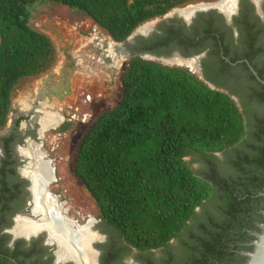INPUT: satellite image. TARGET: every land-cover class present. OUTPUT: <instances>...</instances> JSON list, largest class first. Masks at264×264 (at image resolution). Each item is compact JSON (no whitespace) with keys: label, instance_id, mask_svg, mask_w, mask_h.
Returning <instances> with one entry per match:
<instances>
[{"label":"trees","instance_id":"1","mask_svg":"<svg viewBox=\"0 0 264 264\" xmlns=\"http://www.w3.org/2000/svg\"><path fill=\"white\" fill-rule=\"evenodd\" d=\"M45 1L80 10L121 42L145 21L201 0H0V127L9 119L18 82L58 60L52 37L31 21L33 6ZM121 76L120 101L85 131L72 171L102 218L146 251L182 236L205 199L249 190L251 167L238 162L246 181L224 184L220 193L212 164L216 152L251 138L252 121L229 93L187 67L133 54ZM258 121L264 124V116ZM256 131L264 138V126ZM256 147L264 166V142ZM14 256L0 249V264H21Z\"/></svg>","mask_w":264,"mask_h":264},{"label":"flooded vegetation","instance_id":"2","mask_svg":"<svg viewBox=\"0 0 264 264\" xmlns=\"http://www.w3.org/2000/svg\"><path fill=\"white\" fill-rule=\"evenodd\" d=\"M186 5L194 7L189 16L176 11L146 31L139 30L134 40H125L128 58L133 54L150 53L169 59L171 64L168 65L189 68L208 85L226 91L235 99L245 119L252 121L251 138L216 152L212 165L220 193L224 184L246 181L245 177L242 179L244 175L238 162L244 167H251L247 179L250 192L248 190L241 195L235 191L233 194H217L216 198L212 196L205 199L197 207V215L189 221V227L182 236L146 251L126 242L100 213L88 215L68 201L60 187L57 164L46 147V131L49 128L41 135V124L38 120L33 121V116L41 101L49 97L58 101L66 94L70 76L77 69L86 73L91 70V67L82 63L80 55L73 53V49L67 54L69 59L63 62L64 71L47 72L35 94L27 98L31 104L29 110L21 107L15 109L13 96L9 115L12 120L9 122L8 119L6 125L0 127V249L6 255L14 254L12 258L21 264L247 262V252L253 250L256 233L262 230L261 223H264V166L261 164L263 159L258 158L256 147V144L264 142L262 133L256 131L264 126L258 121L264 116V0H231L228 6L223 4V0H201L182 6ZM176 34L180 35L181 40L172 38ZM104 50L107 51L106 48ZM190 60L193 64L188 62ZM56 76L59 80L55 79ZM65 76L67 89L63 90ZM66 124L62 120L54 128L64 130ZM31 143L37 146L43 153L42 158L53 167V178L46 182L44 191L60 206L59 214L69 221L73 229L89 224L88 229L95 235L90 241L95 253L92 260L82 251L81 257L75 252V257L60 258V245L51 238L47 228L29 235L15 232L20 218L39 221L42 216L41 212L35 211L38 199L34 191L33 172H27L38 158L34 152L27 155L22 151L24 147H30Z\"/></svg>","mask_w":264,"mask_h":264},{"label":"rangeland","instance_id":"3","mask_svg":"<svg viewBox=\"0 0 264 264\" xmlns=\"http://www.w3.org/2000/svg\"><path fill=\"white\" fill-rule=\"evenodd\" d=\"M188 6L176 7L165 15L145 21L137 27L130 39L134 40L139 30L144 31L153 27L160 19L167 18ZM31 21L34 26L52 37L58 50V60L48 71L38 76L25 77L18 82L13 101L15 109L23 108L22 98L27 99L35 94L47 72L64 71L63 62L69 59L67 54L73 49L74 54L77 53L82 57V63L91 67L88 73L77 69L76 73L71 74L69 89L59 98L55 107V110L63 115L62 120L67 123V127L64 130L54 128L62 120L57 125L49 127L45 142L57 164L60 187L67 195L66 199L88 215H94L99 213V210L87 190L73 174L71 160L83 134L94 118L120 101L123 90L121 71L129 53L125 43H115L110 35L100 29L88 15L59 2L45 1L34 5ZM115 44L122 45L123 51L119 50ZM104 52L107 55L104 56ZM142 56L171 64L169 59L156 57L150 53H143ZM57 76L55 79L59 80ZM66 80L67 76L62 82L63 90L67 89ZM11 120L12 118L9 122Z\"/></svg>","mask_w":264,"mask_h":264},{"label":"bare ground","instance_id":"4","mask_svg":"<svg viewBox=\"0 0 264 264\" xmlns=\"http://www.w3.org/2000/svg\"><path fill=\"white\" fill-rule=\"evenodd\" d=\"M230 1L231 0H223V4L228 6ZM193 8L194 7L190 5L181 9L179 12L183 16H189L193 12ZM115 46H117L119 50L123 51V48L121 47L122 45L120 46L115 44ZM188 62L191 64L193 63L192 60ZM21 106L23 107L22 109L26 110L31 108V104L27 99H23V104ZM56 106L57 100L49 97L40 102V106L37 108V112H35L36 114H33V121L38 120L41 124V135L49 127L57 125V123L63 119V115L59 113V111L55 110ZM29 146L30 147H24L22 151L27 155H32L34 152L38 158L36 164L33 167L28 168L27 172H33L32 177L34 180V191L36 192L38 199L35 211L39 213L41 212L42 216L39 221L20 218L17 221L15 232L29 235L32 232L47 228L51 233V238L57 240L60 245V258L75 257L76 249H74L72 243H76V245L80 248V251L92 260L95 253L90 247V241L95 237V235L88 229L89 224L73 229L69 221H67L66 218L64 219L63 216L59 214L60 206L56 205L55 199L46 194L44 191L46 182L53 178V167L49 165L48 161L42 158L43 153L36 148V145L31 143Z\"/></svg>","mask_w":264,"mask_h":264},{"label":"water","instance_id":"5","mask_svg":"<svg viewBox=\"0 0 264 264\" xmlns=\"http://www.w3.org/2000/svg\"><path fill=\"white\" fill-rule=\"evenodd\" d=\"M131 35L126 40H132L130 39ZM114 42L124 43V41L119 42L115 40ZM261 229L260 232L256 233V239L253 241V250L247 252L248 260L245 264H264V223H261ZM72 245L74 249H76V253H78L79 257L83 256L76 243H72ZM90 247L92 248V243H90Z\"/></svg>","mask_w":264,"mask_h":264}]
</instances>
